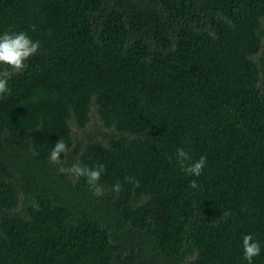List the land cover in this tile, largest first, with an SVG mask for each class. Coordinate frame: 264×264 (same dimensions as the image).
<instances>
[{
	"label": "trees",
	"instance_id": "1",
	"mask_svg": "<svg viewBox=\"0 0 264 264\" xmlns=\"http://www.w3.org/2000/svg\"><path fill=\"white\" fill-rule=\"evenodd\" d=\"M8 31L40 48L0 94V264H264V0H0Z\"/></svg>",
	"mask_w": 264,
	"mask_h": 264
},
{
	"label": "clouds",
	"instance_id": "2",
	"mask_svg": "<svg viewBox=\"0 0 264 264\" xmlns=\"http://www.w3.org/2000/svg\"><path fill=\"white\" fill-rule=\"evenodd\" d=\"M35 26H33L34 30ZM40 48V42L33 40L26 31H8L0 35V65L6 66L0 71V94L10 92L8 87L9 79L13 74L19 73L28 67L27 61L35 55ZM68 145L63 139L57 141L51 149L50 160L56 165H60L58 171L62 174L74 176L76 178L84 177L94 195L100 196L104 193V186L99 183L102 174L105 172L104 164H97L94 167L81 166L79 162L65 167L61 159L62 154L69 151ZM176 161L181 169L189 176L199 177L206 167L207 158L201 156L193 161L189 152L184 149H178ZM129 183L139 186V181L135 177L126 178ZM190 187L197 188L196 180L190 182ZM121 185L117 182L113 185V190L119 192ZM243 257L247 264H253L254 258L261 254L259 241L254 239L252 234H245L242 237Z\"/></svg>",
	"mask_w": 264,
	"mask_h": 264
},
{
	"label": "rangeland",
	"instance_id": "3",
	"mask_svg": "<svg viewBox=\"0 0 264 264\" xmlns=\"http://www.w3.org/2000/svg\"><path fill=\"white\" fill-rule=\"evenodd\" d=\"M95 124H96V122H95L94 118H92V123L89 124V126H87L86 130L90 131V133H95V132H93V130H94L93 125H95ZM100 127L103 128L102 126H100ZM81 134H82V131H79L78 135H81Z\"/></svg>",
	"mask_w": 264,
	"mask_h": 264
}]
</instances>
